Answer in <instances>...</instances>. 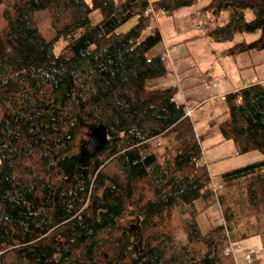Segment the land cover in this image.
I'll return each instance as SVG.
<instances>
[{
	"label": "trees",
	"instance_id": "trees-1",
	"mask_svg": "<svg viewBox=\"0 0 264 264\" xmlns=\"http://www.w3.org/2000/svg\"><path fill=\"white\" fill-rule=\"evenodd\" d=\"M195 2L152 0L156 14ZM149 7L0 0V264H237L230 245L264 233V158L224 172L217 197L178 88L148 85L167 73L164 53L148 56L163 41ZM205 10L230 11L208 30L216 42L262 33L231 54L264 49V0H211ZM225 100L223 137L264 155V83ZM100 125L109 140L85 167L76 138ZM210 209L219 219L203 230Z\"/></svg>",
	"mask_w": 264,
	"mask_h": 264
},
{
	"label": "rangeland",
	"instance_id": "rangeland-1",
	"mask_svg": "<svg viewBox=\"0 0 264 264\" xmlns=\"http://www.w3.org/2000/svg\"><path fill=\"white\" fill-rule=\"evenodd\" d=\"M211 0H196L195 4L176 11L158 12V23L152 20V26L158 27L163 41L148 54L152 57L164 52L168 54L167 73L151 79L148 85L153 88L177 87L176 100L193 110L191 119L195 125L210 175L214 182H221V175L229 170L259 161L264 158L258 150L239 153L233 140H226L221 133V124L229 116L227 101L221 98L233 88L249 86L264 79V49L231 54L230 49L240 42H252L262 36L257 33H238L234 40L216 42L208 36V30L225 25L230 19V11L215 15L205 10ZM1 13V10H0ZM247 19L254 17L246 12ZM93 23L102 19L100 11L91 15ZM43 30L48 33L50 20L41 16ZM137 21L132 18L120 30L130 29ZM61 39L56 45V53L67 44ZM3 111L0 109V118ZM89 140V133L83 131L75 141V151L79 152L82 140ZM219 219L216 209H210L199 217L203 230H207ZM256 245L262 248L259 256L264 260V233L233 243L237 264H247L246 251Z\"/></svg>",
	"mask_w": 264,
	"mask_h": 264
},
{
	"label": "water",
	"instance_id": "water-1",
	"mask_svg": "<svg viewBox=\"0 0 264 264\" xmlns=\"http://www.w3.org/2000/svg\"><path fill=\"white\" fill-rule=\"evenodd\" d=\"M108 140V131L103 125L94 128L89 133V140H87L81 147V161L85 167L88 166L90 159L95 157L96 154L106 145Z\"/></svg>",
	"mask_w": 264,
	"mask_h": 264
},
{
	"label": "built area",
	"instance_id": "built-area-1",
	"mask_svg": "<svg viewBox=\"0 0 264 264\" xmlns=\"http://www.w3.org/2000/svg\"><path fill=\"white\" fill-rule=\"evenodd\" d=\"M150 3V7L148 8V10L145 11V15L146 16H151L152 20L156 21L158 23V17L156 14V11L154 9V6L152 4V0H149ZM152 29V26H149V30ZM164 60H168V54H163L162 57ZM193 113L192 110H187V115L191 116ZM203 164L207 165L204 161ZM210 187L211 189L214 191L215 195L218 197V193L220 190L223 189V185L221 184V182L219 184H216L211 176V183H210ZM217 207L220 209V204L218 201V205ZM233 244L230 245V247L228 248V252L230 253H234V247L232 246ZM262 249L260 247H255L254 249L248 250L246 251L245 254V261L247 264H251L256 258H259V256L261 255Z\"/></svg>",
	"mask_w": 264,
	"mask_h": 264
},
{
	"label": "crops",
	"instance_id": "crops-1",
	"mask_svg": "<svg viewBox=\"0 0 264 264\" xmlns=\"http://www.w3.org/2000/svg\"><path fill=\"white\" fill-rule=\"evenodd\" d=\"M162 53H164V52H162ZM256 83H264V79H260V80H258ZM254 84V83H253ZM243 87H245V86H243ZM243 87H236V88H233L232 89V91L230 90V92L229 93H231V92H234V91H237V90H239V89H241V88H243ZM228 93V94H229ZM221 98L224 100V98H225V95H222L221 96ZM189 110H192L191 108H188ZM193 111V110H192ZM256 247H260V246H258V245H256ZM261 248V247H260ZM262 249V248H261ZM262 253V252H261Z\"/></svg>",
	"mask_w": 264,
	"mask_h": 264
}]
</instances>
